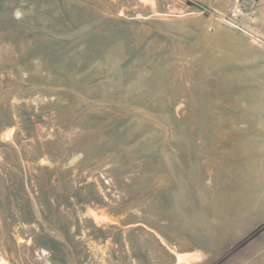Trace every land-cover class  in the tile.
<instances>
[{"label": "rangeland", "instance_id": "rangeland-1", "mask_svg": "<svg viewBox=\"0 0 264 264\" xmlns=\"http://www.w3.org/2000/svg\"><path fill=\"white\" fill-rule=\"evenodd\" d=\"M0 264H264V0H0Z\"/></svg>", "mask_w": 264, "mask_h": 264}, {"label": "bare ground", "instance_id": "bare-ground-1", "mask_svg": "<svg viewBox=\"0 0 264 264\" xmlns=\"http://www.w3.org/2000/svg\"><path fill=\"white\" fill-rule=\"evenodd\" d=\"M177 257L179 258V260L182 259V258H184V256L181 255V254L179 256H177Z\"/></svg>", "mask_w": 264, "mask_h": 264}]
</instances>
